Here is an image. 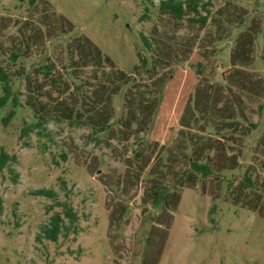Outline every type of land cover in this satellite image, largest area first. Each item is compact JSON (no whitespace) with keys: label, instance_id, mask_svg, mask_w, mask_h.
<instances>
[{"label":"rangeland","instance_id":"obj_1","mask_svg":"<svg viewBox=\"0 0 264 264\" xmlns=\"http://www.w3.org/2000/svg\"><path fill=\"white\" fill-rule=\"evenodd\" d=\"M160 1L48 0L50 7L39 1L31 8L26 1L0 0V66L6 65L19 76L15 90L20 92L19 106L0 108V152L4 148L16 157L0 170V264H113L116 259L122 264H153L156 259L158 264H264V217L233 205L228 189L229 181L242 188L244 175L252 171L254 179L264 177L260 168L244 165L206 178L194 174V187L175 185L181 194L176 211L155 209L148 203L145 188L149 181L146 172H139L147 157L150 167L172 148L180 162L170 168L167 182L174 184L179 178L186 166L179 150L185 135L178 133L186 106H193L198 86L227 85L222 76L233 70L230 55L249 31L255 41L251 64L244 70L253 80L247 89L223 87L214 100L219 107L230 106L229 93L240 94L248 120L264 124L260 108L264 105V0H211L204 26L187 17L177 20L161 13ZM144 14L148 17L142 19ZM142 34L169 44L176 55L172 66L161 71L165 85L152 127L120 141L116 131L123 100L122 95H115L112 128L108 135H99L100 142L93 140L89 129L64 119L56 108L57 116L46 123L49 137L36 132L23 137V127L35 121L32 108L26 105L30 90L23 75L31 73L39 84L45 79L36 67L54 62L53 75L70 83L68 94L74 99L76 85L84 83L89 92L90 85L98 82L92 67L76 70L81 78L74 79L73 68L78 64L72 61L71 48L77 40L87 37L119 68L130 72L138 62L137 52L144 50ZM13 51L21 57L11 63ZM147 76L144 71L136 78L149 84L148 92L154 91L160 75L148 81ZM50 80L43 82L46 86L41 91L59 96ZM41 98L37 101L44 103L46 98ZM11 109L16 114L4 123ZM263 136L261 126L245 139L249 154ZM40 188L54 189L57 200L32 194ZM57 201L70 204L77 219L70 223L64 216L67 229L52 241L44 237L43 228L55 213L63 212ZM153 226L157 233L150 245Z\"/></svg>","mask_w":264,"mask_h":264},{"label":"trees","instance_id":"obj_2","mask_svg":"<svg viewBox=\"0 0 264 264\" xmlns=\"http://www.w3.org/2000/svg\"><path fill=\"white\" fill-rule=\"evenodd\" d=\"M22 1H26L31 8L37 6L39 1H43L49 6L48 0ZM144 2L153 4V0H144ZM210 2L211 0H161L157 7L161 13L170 14L174 19L183 20L187 17V20L199 22L204 26L209 18L210 11L207 8ZM201 10L207 11V14L202 15ZM146 11H149V7L146 8ZM191 14L194 16L190 17ZM142 17V19L147 18L148 14H144ZM57 19L61 23L65 22L61 16ZM250 32H247L238 40L230 55L229 62L233 70L228 75L222 76L223 81L227 84L225 86H237L247 89L249 83L253 80L244 70V67L250 65L252 60L251 46L255 40ZM150 39L149 36L142 34L144 50L137 52L138 62L130 72L119 68L109 56L105 55L87 37L83 40H77L76 46L71 48V54L75 57L72 58V61L74 59L78 67L73 68L72 75L74 79H79L81 76L75 74L77 73L76 70L92 67L97 71L95 74L97 78L95 77V79L98 82L90 85L92 88L89 92L84 90V83L76 85L77 92L74 99L69 97L70 83L67 80L62 82L61 78L53 75L54 62L41 64L36 67L35 71L38 74H43L45 80L51 79V84L56 85L60 91L59 96H55L50 91H41L46 86L43 83L45 80L37 84L38 82L34 81L31 73H26V76L23 75L30 90L26 105L32 108L35 119L33 123L26 124L23 127V137L29 136L32 132H36L40 137H49L50 132H47L46 123L49 119H54V109L56 108L64 119L69 120L72 125L89 129L93 140L100 142L99 135H108L112 128V119L114 118L112 100L115 95H122L123 100V114L118 121L119 127L116 131L120 141H129L133 135H139L152 127L165 85V77L161 75V71L172 66L176 55L173 54L172 47L169 44H165L162 40ZM20 57L19 52L13 51L10 57L11 63H14ZM187 57L188 53H186L185 60ZM99 71L101 75L98 74ZM144 71L148 73L147 81L149 78L160 75L155 82L154 91L148 92L146 88L149 84L137 80L136 75ZM23 73L25 74V72ZM18 77L17 74L8 70L6 65L0 66V86L2 90L0 108H5L8 104H12L15 108L20 105V92L15 90V82ZM225 86L214 84V86H210V89L205 86H198L193 106H186L180 119L181 129L178 132L185 135L179 150L186 166L181 170V174L174 184H169L167 177L172 165L178 161L180 162V160H177L172 148L167 149L166 156H160L150 167L151 158L147 157L139 168L140 174L146 172L145 175L149 184L145 188V193L148 197V203H151L153 208L161 210L167 208L176 211L181 200V194L175 189V185H178L180 189H183L186 185L194 187L197 181L191 180L194 174L206 178L215 174L221 175L226 171H234L244 165L254 167V170L260 168V171L264 172V136L256 140V148L251 154L246 150L248 146H245V139L253 132L260 131L261 126L264 127V124L248 120L240 94H234L230 91L229 95L232 97L230 106H217V101L214 100L215 94ZM41 97L46 98L44 103L37 101V99H42ZM260 108L263 111L264 105H261ZM15 114L16 111L11 109L4 118V123H8ZM213 152L219 154L214 155ZM136 154L141 156L140 152ZM61 155L64 158L67 157L65 152H62ZM242 158L245 159L244 164ZM15 159V156L8 154L4 148H1L0 170H4L7 164L14 162ZM253 173L252 171L250 175H244L242 188H240L241 186L233 187V181H229L228 189H230L233 205L257 211L264 217V177L254 179L252 177ZM13 180L16 181V178L14 177ZM62 182L65 188V180ZM249 190L253 194L250 192V194H247ZM32 194L55 200L58 198V193L51 188H40L33 191ZM57 205L63 208V212L55 213L51 217L50 224L43 228L44 237L52 241H57L63 230L67 229L64 216L70 223H74L77 219V213L70 204L65 201H57ZM151 219L165 224L162 220L155 219V217H151ZM169 224H167L168 227ZM156 233L157 226H153L148 242L150 245L154 242L153 237L156 236ZM163 237L164 246L167 234H164ZM160 254L162 253L160 252ZM158 260H154L153 264H158ZM113 264L122 263L116 259Z\"/></svg>","mask_w":264,"mask_h":264}]
</instances>
